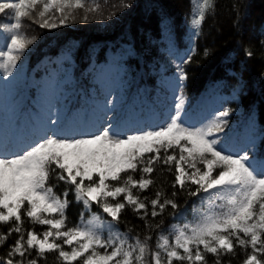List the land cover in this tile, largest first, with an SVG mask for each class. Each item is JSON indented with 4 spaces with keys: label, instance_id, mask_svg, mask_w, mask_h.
<instances>
[{
    "label": "snow or ice",
    "instance_id": "1",
    "mask_svg": "<svg viewBox=\"0 0 264 264\" xmlns=\"http://www.w3.org/2000/svg\"><path fill=\"white\" fill-rule=\"evenodd\" d=\"M148 7L158 26L144 48L131 28L100 52L61 45L27 80L21 66L39 37L22 31L25 19L55 29L106 17L84 0H0V264H41L48 254L57 264H208L207 254L233 264L238 248L239 264H264V73L250 83L226 56L212 83L228 99L194 120L188 66L214 52L203 23L216 2L194 0L183 48L164 7ZM247 9L233 4L237 29ZM259 31L264 46V24ZM243 51L254 55L251 44ZM253 89L260 99L245 105ZM155 172L172 176L166 190ZM73 202L82 205L76 221ZM126 209L143 232L122 220Z\"/></svg>",
    "mask_w": 264,
    "mask_h": 264
},
{
    "label": "trees",
    "instance_id": "2",
    "mask_svg": "<svg viewBox=\"0 0 264 264\" xmlns=\"http://www.w3.org/2000/svg\"><path fill=\"white\" fill-rule=\"evenodd\" d=\"M86 5H100V10L106 17L105 21H88L78 20L70 22L66 25H61L55 29H43L39 25L32 23L30 20L23 21L22 31L26 35H37L39 37L37 43L31 47L28 52V75L32 78H39L44 74L47 66V58L51 57L59 48L61 51L69 45L79 47L83 45L87 47L91 45L96 48L97 52L104 49L105 45L112 46L120 42L122 35L131 28L136 34V43L140 48H144L147 44L145 34H154L157 31L158 17L156 13L149 9L151 4L162 5L173 18L175 35L178 44L181 48L185 46L184 33L191 20V9L194 6V0H84ZM133 5L129 9L119 7L122 3ZM216 7L215 15H208L203 23V31L208 35V42L214 39V52L207 59L197 54L194 56L193 62L188 66L189 79L187 81L186 97L196 103L204 102L208 97H212L216 105H219L222 100L228 99L226 91H217L212 81L218 77L224 76V58L231 55L234 58V66L244 68V77L250 83L258 82L261 73H264V46L259 43L260 27L264 24V0H215ZM233 4H247L248 15L242 22V28L237 29L233 25L235 12L232 10ZM113 5L117 7L113 8ZM242 10V9H241ZM116 11L119 18L112 17L108 19L109 13ZM7 22V18L0 16V23ZM238 41L241 42L238 45ZM66 42V43H65ZM206 43L201 39L200 47ZM251 44L254 55L251 58H245L243 45ZM61 45L64 48H61ZM81 53L83 48H80ZM135 62V56H133ZM199 62V63H197ZM78 67V65H77ZM259 100V92L253 89L248 96L243 97L246 105L250 100ZM229 106L235 108L236 104L232 103ZM196 108V105H194ZM193 108V109H194ZM243 109L234 117L238 120H243ZM153 177L156 179V187H167L172 176L165 173L155 172ZM155 188L152 191H145L144 196H152ZM71 199V198H70ZM82 205L73 202L68 209L67 215L70 221H76L79 218V213ZM92 211H97L93 206ZM127 220L129 225L137 226V231L143 232L142 222L135 216L131 209H126L122 214V220ZM191 219V215H189ZM166 223L171 224L174 221L168 219ZM30 222H25V227H29ZM7 225L0 223V231H6ZM37 231H42L43 226L36 225ZM125 225L121 224V229H125ZM13 237H10L8 243H11ZM155 247V235L152 241ZM5 248H0V253H3ZM237 258H233V264H239V260L243 259L241 250L237 249ZM206 259L208 264H213L215 257L212 254H207ZM41 264H57L55 256L48 254L46 262L41 261Z\"/></svg>",
    "mask_w": 264,
    "mask_h": 264
},
{
    "label": "rangeland",
    "instance_id": "3",
    "mask_svg": "<svg viewBox=\"0 0 264 264\" xmlns=\"http://www.w3.org/2000/svg\"><path fill=\"white\" fill-rule=\"evenodd\" d=\"M83 14V9H80L78 10V15H82ZM92 21V20H91ZM94 22H97V21H94ZM27 57H28V53H27ZM23 59V58H22ZM22 69H23V72H24V78L29 80L27 78V71H28V68H27V60L23 59V64H22ZM0 78H3V79H7L6 77H0ZM189 104V100L187 99L186 100V106H188ZM217 105L214 104L213 102V99L212 98H209L207 101L205 102H202L201 105H200V109L197 111V113L192 116V118L194 120H198V119H201L202 117H204L209 111H211V109L213 107H216ZM191 108V107H190ZM233 120H235V118L233 117Z\"/></svg>",
    "mask_w": 264,
    "mask_h": 264
}]
</instances>
